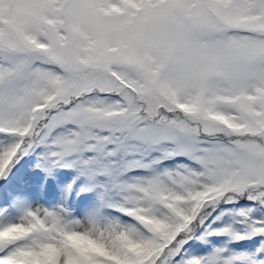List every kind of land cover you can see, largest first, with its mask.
<instances>
[{"label":"snow or ice","instance_id":"1","mask_svg":"<svg viewBox=\"0 0 264 264\" xmlns=\"http://www.w3.org/2000/svg\"><path fill=\"white\" fill-rule=\"evenodd\" d=\"M0 264H264V0H0Z\"/></svg>","mask_w":264,"mask_h":264}]
</instances>
